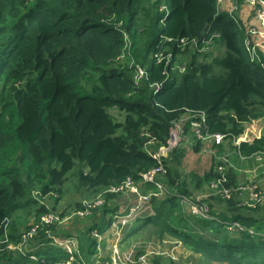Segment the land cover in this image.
I'll use <instances>...</instances> for the list:
<instances>
[{
	"label": "trees",
	"instance_id": "1",
	"mask_svg": "<svg viewBox=\"0 0 264 264\" xmlns=\"http://www.w3.org/2000/svg\"><path fill=\"white\" fill-rule=\"evenodd\" d=\"M244 3L235 0L228 12L219 0H0V264H62L70 254L61 246L28 250L48 242L49 231L77 235L78 259L89 260L98 243L93 230L103 233L124 214L119 199L127 192L107 189L131 177L143 194L158 191L143 173L160 162L169 191L151 196L125 239L174 237L211 261L264 264V204L210 193L223 173L226 185L243 182L230 156L264 152V135L233 142L264 120V48L255 59L246 48L236 14ZM200 112L205 132L226 134L214 142L218 156L207 171L182 166L203 141L190 144V120L179 146L161 159L151 155L177 120ZM70 190L80 198L59 205ZM101 194L103 205L74 214ZM198 195L210 216L193 213L182 198ZM47 213L72 216L46 224ZM84 218L93 221L81 230ZM35 224L34 238L24 241ZM151 261L177 264L162 251Z\"/></svg>",
	"mask_w": 264,
	"mask_h": 264
},
{
	"label": "built area",
	"instance_id": "2",
	"mask_svg": "<svg viewBox=\"0 0 264 264\" xmlns=\"http://www.w3.org/2000/svg\"><path fill=\"white\" fill-rule=\"evenodd\" d=\"M222 2L223 0H219ZM246 4H248L252 12H254V17L256 19V22L248 24L245 26V43L246 48L248 52L250 53L252 59H255L258 57V50L261 48H264V0H246ZM144 74V71L142 68H139L138 74L136 75L137 78L142 76ZM163 84L158 83V87H161ZM184 120H190L191 123V129L194 131V137L195 139H201V140H209L212 139L215 141V143H222L226 137V134L221 132L216 133H207L205 132L206 127V114L205 112L195 113V114H187L184 118L179 119L175 122L173 125L170 137L168 138L166 144L159 147L156 151H151V155L157 159H161L163 156H167L168 152L172 149L176 148L181 144L183 141L182 134H184V126L182 121ZM250 129L247 128L246 132L235 137L233 142L235 145H240L242 141L251 140L252 137L250 135ZM162 161V160H161ZM225 166L220 165L219 169L223 170ZM166 173V166L163 164V162L159 163V165L145 173H143V177L145 178V181L151 184H155L158 188V191L151 192L150 194H143L139 188V186L134 182V180L129 177L127 178L123 183L119 185H112L110 186L107 191L109 192H127L129 194H135L136 195V201L129 207V213H138L141 209L149 206L150 199L152 195H161L166 192H168V188L166 185L159 179V176ZM228 181V178L225 173H223L221 179L218 182H212V194H218L223 198H231L235 194H239L245 203H247L249 206L256 207L257 205L264 204V190L259 186L258 182L255 179H248L245 182H240L238 185H226L225 182ZM219 183L222 185L219 186ZM184 198L183 201L189 204L190 209L193 213L201 214L203 216H210L209 215V205L201 201L200 198H197V202L193 200L191 197H182ZM84 204L86 205V209L84 210H78L74 212V214H78L81 216H85L89 213V209L96 205H103L105 203V197L103 194L99 195L95 199H84ZM72 215H69L62 219V217L59 214L56 213H47L42 216V222L46 224L51 223H58L63 222L65 220H68ZM115 218L119 219L122 218V223H125L126 220L129 221V217H123L122 215H115ZM126 219V220H125ZM238 224V223H237ZM38 225L35 224L31 226V228L28 231H25L23 233L24 241H28L30 239H33L36 232H37ZM102 234L98 231L95 232V235L98 236ZM48 237H51L53 244L50 245H56L63 247L64 250L69 252L70 256L68 259H66L62 264H85L84 261H79L78 257H80V252H78L77 245L74 241V239L70 238H62L59 236H55L51 233V231L48 232ZM59 238L57 242H54L53 239ZM70 239V240H68ZM44 245V244H43ZM20 250H24V246L21 242V245H19ZM39 247H42V245H37L36 247H31L28 250L33 251L34 249H38ZM10 248H13V246L10 245ZM118 245L115 244L112 247L111 251V257L110 259H106L105 256L100 259V256L98 258V261L101 262V264H150L149 258L147 255L142 254L138 257L132 256L131 252H128L127 254L122 252L120 250V253L117 251ZM32 258H36V254H31ZM151 261V259H150ZM152 264V261H151Z\"/></svg>",
	"mask_w": 264,
	"mask_h": 264
},
{
	"label": "rangeland",
	"instance_id": "3",
	"mask_svg": "<svg viewBox=\"0 0 264 264\" xmlns=\"http://www.w3.org/2000/svg\"><path fill=\"white\" fill-rule=\"evenodd\" d=\"M232 1L235 0H223L222 2H220V7L221 9H225L226 10H231L234 9L237 6H234ZM246 1V0H245ZM246 3H244L243 5H245ZM248 5V4H246ZM223 9V10H224ZM239 9L238 11H240V7L236 8ZM237 11V12H238ZM254 12H252L253 14ZM217 53H220V50L217 51ZM152 57V56H151ZM123 62H125L126 60L123 59ZM128 62V61H127ZM76 88L78 90H81L82 92H86L83 88H81L80 86H77V84L75 85ZM83 86H87L86 82L83 83ZM187 120L182 121L183 126L185 124ZM253 127L255 128V130L257 131V133L260 134V137L264 134H261L264 132V120L261 119L259 120L258 124L253 125ZM186 135L182 134V138L186 139ZM209 145H207L206 149L201 148V150H194V148H190L187 150V153L185 154V156L182 159V166L184 168V170L186 172L189 171H194L197 173H204L205 171H207V169L210 168L211 164L213 163L214 157L213 153H215V151H211L210 147L211 145L213 146L214 144V140L209 139ZM195 142L193 141L192 145ZM195 145V144H194ZM194 147V146H192ZM217 150V148H216ZM216 157L218 156V153L214 154ZM231 158L229 159L230 163L236 168V170H238L239 172V176L241 179H243V182H245L248 179H255L259 186L260 185V180L262 179V181H264V158L261 155L260 158L258 159L257 157H254V160L256 162V164H249V161H244L242 160V164L237 163L236 165L233 163L234 162V155L230 156ZM220 158V156L218 157ZM223 160L224 157H223ZM263 160V161H262ZM228 161V160H226ZM233 161V162H232ZM244 164V165H243ZM225 166V165H222ZM263 190L264 188L261 187ZM212 192V191H211ZM210 192V193H211ZM81 196V192L79 191H74L72 192V190H70L68 193L65 194V198L64 200H60L58 202L59 205L64 206V203H66V205L72 203H76V201L80 198ZM205 195H198L197 198H203ZM75 199H77L76 201H74ZM125 200V199H124ZM135 198H133V196H129V200L126 199L125 202L121 203V209L124 212V214H122L123 217L128 216L129 220H131L133 222V220L136 218V213H132V214H125V209L126 206L125 204L129 203L130 201L134 203ZM206 202L208 205L209 203L207 201ZM85 220L81 221L80 223V227L79 229L84 230L82 228H84L86 225L91 224L93 219L92 218H84ZM123 219L122 218H117L116 220L113 221V223L105 229V231L100 234L98 236L97 239V245L95 246L96 251L89 256V260L86 259L85 260V264H101V262L98 261V258L100 256V259L104 256H109V259L111 257V251H112V247L117 244L118 248L117 251L120 253V250L124 253H128L131 252L132 256H135V254L138 251H142L144 252L143 254L147 255V257L149 258V263L151 264L150 259H152L155 255H158L161 253V251L163 252L164 255H169L171 256L177 264H228L226 262H217V261H211L210 259H208L207 257H205L202 254L199 253H195L191 250H189L188 248H186L182 242L177 241L176 239L171 238H165V239H160L157 238V236H153L155 238L153 239H146L143 237V234H139L138 238L135 237H129L128 239H125V236L127 234L128 231H130L131 229L135 228L136 223H132L131 221L126 220L125 223H122ZM32 224V222H30ZM73 227V226H71ZM70 227V228H71ZM96 232V229L93 230V233ZM166 237V236H165ZM72 239H74L77 248H78V252H81V248L79 247V238L77 235L72 236ZM51 240V239H50ZM48 241L46 242L44 245H42V247L44 246H49L50 244H53L52 241ZM54 242H57L59 240V238L53 239ZM70 240V239H68ZM127 240V241H125ZM88 243L90 242V240H87ZM88 245V244H86ZM14 247V245H11ZM20 253H22V251L24 250H20ZM142 255V254H141ZM93 257V260H92ZM7 264H10L9 262ZM12 264H16V263H12Z\"/></svg>",
	"mask_w": 264,
	"mask_h": 264
},
{
	"label": "crops",
	"instance_id": "4",
	"mask_svg": "<svg viewBox=\"0 0 264 264\" xmlns=\"http://www.w3.org/2000/svg\"><path fill=\"white\" fill-rule=\"evenodd\" d=\"M227 1V0H226ZM232 3H233V5H234V1H232ZM224 9V8H223ZM225 10V9H224ZM231 10H233V9H231ZM226 11H228V10H226ZM229 12V11H228ZM237 16H238V20H239V23H240V25L243 27V28H245V26L246 25H248V24H251V23H254V22H256V19H255V17H254V14H252V9H251V7L249 6V5H243L242 6V8L240 9V11H238L237 13ZM261 52H263L264 53V49H261L260 50ZM259 120H261V119H259ZM259 120H255L254 121V123H252V124H250V125H248V128L251 130L250 131V135H251V137L252 138H254V137H257V136H260V134L259 133H257V131L255 130V128L253 127V125H256V124H258V122H259ZM261 134H264V132L263 133H261ZM189 140H190V144L192 145V143H193V141L196 143V139L192 136L191 138H189ZM209 142H211V141H209V140H204V141H202V146H201V148H203V149H206L207 148V145H209ZM194 143V144H195ZM193 144V145H194ZM192 145V146H193ZM201 148H200V150H201ZM193 149V148H192ZM210 150L211 151H215V153H217V150H216V148H214L212 145H211V147H210ZM215 153H213V156L212 157H215ZM263 156V158H264V152H260V153H257V154H255V155H252V156H250V157H236L237 159H235L234 160V164L236 165L237 163H240V164H242L241 162H242V160H244V161H249L250 163L249 164H256V162H255V160H254V157H257L258 159H261L260 158V156ZM235 156V155H234ZM263 161V160H262ZM244 165V164H243ZM263 166H264V164H263ZM260 185H261V187H263L264 188V181H262V179L260 180ZM129 196H133V195H131V194H129V193H126V194H124V195H122L121 197H120V199H119V203L121 204V203H123V202H125V200L126 199H128L129 200ZM125 199V200H124ZM133 204V202H131L130 201V204H129V207L131 206ZM127 204H125V206H126ZM40 248V247H39Z\"/></svg>",
	"mask_w": 264,
	"mask_h": 264
},
{
	"label": "clouds",
	"instance_id": "5",
	"mask_svg": "<svg viewBox=\"0 0 264 264\" xmlns=\"http://www.w3.org/2000/svg\"><path fill=\"white\" fill-rule=\"evenodd\" d=\"M163 84V83H162Z\"/></svg>",
	"mask_w": 264,
	"mask_h": 264
}]
</instances>
